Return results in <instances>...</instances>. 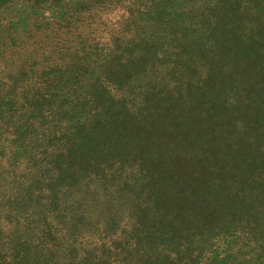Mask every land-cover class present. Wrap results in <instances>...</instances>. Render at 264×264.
Returning <instances> with one entry per match:
<instances>
[{"label": "trees", "instance_id": "16d2710c", "mask_svg": "<svg viewBox=\"0 0 264 264\" xmlns=\"http://www.w3.org/2000/svg\"><path fill=\"white\" fill-rule=\"evenodd\" d=\"M0 65V264H264V0H0Z\"/></svg>", "mask_w": 264, "mask_h": 264}, {"label": "rangeland", "instance_id": "374dc122", "mask_svg": "<svg viewBox=\"0 0 264 264\" xmlns=\"http://www.w3.org/2000/svg\"><path fill=\"white\" fill-rule=\"evenodd\" d=\"M121 13H122L121 11H115L109 15H106L104 17V20L109 19V20H105L107 22V26L109 27L111 24L115 23L116 20L118 19L117 17H119ZM3 68H4V65H0V70H2Z\"/></svg>", "mask_w": 264, "mask_h": 264}]
</instances>
